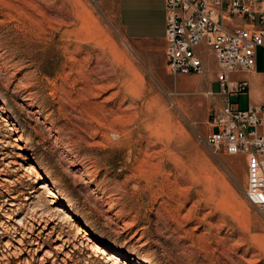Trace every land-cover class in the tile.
Returning a JSON list of instances; mask_svg holds the SVG:
<instances>
[{
  "label": "rangeland",
  "instance_id": "374dc122",
  "mask_svg": "<svg viewBox=\"0 0 264 264\" xmlns=\"http://www.w3.org/2000/svg\"><path fill=\"white\" fill-rule=\"evenodd\" d=\"M202 57L148 69L112 0H0V264H264L245 161L206 145ZM255 59L240 108L264 103Z\"/></svg>",
  "mask_w": 264,
  "mask_h": 264
},
{
  "label": "built area",
  "instance_id": "2783aa9c",
  "mask_svg": "<svg viewBox=\"0 0 264 264\" xmlns=\"http://www.w3.org/2000/svg\"><path fill=\"white\" fill-rule=\"evenodd\" d=\"M165 71L169 76L202 75L203 53L216 63L218 90L208 119L206 145L213 154L242 157L246 165L245 196L264 213V104L240 108L231 97L245 93L248 82L232 79L254 69L258 47L264 48V0H164ZM202 46V48H200Z\"/></svg>",
  "mask_w": 264,
  "mask_h": 264
},
{
  "label": "crops",
  "instance_id": "0c3cea01",
  "mask_svg": "<svg viewBox=\"0 0 264 264\" xmlns=\"http://www.w3.org/2000/svg\"><path fill=\"white\" fill-rule=\"evenodd\" d=\"M112 1L115 5L117 25L122 34L130 42L133 49L137 52L143 64L148 69H153L154 60L156 59L157 61H160L162 66L165 67V59L163 54L165 47L164 35L166 27L164 0ZM202 59L204 62L203 57ZM255 67L256 59L254 69L248 73L252 76L262 75L260 72L255 70ZM257 104L264 103H262L261 100H257L255 103L249 102L247 106Z\"/></svg>",
  "mask_w": 264,
  "mask_h": 264
},
{
  "label": "bare ground",
  "instance_id": "6f19581e",
  "mask_svg": "<svg viewBox=\"0 0 264 264\" xmlns=\"http://www.w3.org/2000/svg\"><path fill=\"white\" fill-rule=\"evenodd\" d=\"M29 168H33L31 165L30 166H28ZM27 169V168H26ZM30 171V170H29ZM36 171V170H35ZM33 172V171H32ZM40 188H44V189H47V195L49 196V197H52V199H53V197L55 196V194H54V192L52 191V190H50L49 188H48V186L46 185V184H41L40 186H39ZM53 202H55L54 200H52L51 201V203H53ZM60 212V211H59ZM67 216V215H66ZM68 218H69V220H72V218L70 217V216H67ZM72 222H73V224L75 225V226H77L76 225V223L72 220ZM78 230H81L80 229V227L79 228H77ZM54 233V229L53 228H51V231L49 232V234H53ZM48 234V235H49ZM86 234V233H85ZM41 235V234H40ZM38 240V239H37ZM36 241V240H35ZM20 242V241H19ZM63 247V246H62ZM59 249V246H57V247H55V249ZM62 249V248H61ZM60 250V249H59ZM63 250V249H62ZM92 250V249H91ZM94 250H100V252H104V250L103 249H101L98 245H96V244H94L93 245V251ZM58 251V250H57ZM101 253V254H102ZM111 256V255H110Z\"/></svg>",
  "mask_w": 264,
  "mask_h": 264
}]
</instances>
